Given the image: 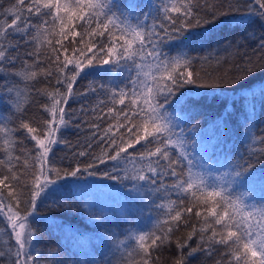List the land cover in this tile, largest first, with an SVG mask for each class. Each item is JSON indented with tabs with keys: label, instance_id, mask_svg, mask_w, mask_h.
Instances as JSON below:
<instances>
[{
	"label": "snow or ice",
	"instance_id": "obj_1",
	"mask_svg": "<svg viewBox=\"0 0 264 264\" xmlns=\"http://www.w3.org/2000/svg\"><path fill=\"white\" fill-rule=\"evenodd\" d=\"M4 2L0 0V103L6 105L0 111V218L6 221L10 241L6 250L0 249V264H45L52 258V264H69L59 251L46 255L38 248L34 227L38 205L51 198L53 208L70 210L66 199L54 198L68 190L60 182L97 175L127 181L133 193L167 200L156 205L164 210L163 219L152 230L130 232L116 242L120 264H159L156 253L173 244L177 258L171 264H189L220 249L216 264H264V195L257 196L249 186L255 180L251 158L243 164L228 161L229 171L222 176L195 172L197 162L180 123L197 119L202 98L228 84L243 88L242 82L256 70L251 59L238 68V75L222 80L206 81L188 70L192 58L184 49L211 43L222 22L217 13L212 10L208 18L201 17V5L195 0H9L11 6L6 8ZM248 7L247 14L231 19L264 27V0H252ZM202 25L201 31L193 30ZM227 47H232L231 42ZM258 47L264 50V38ZM173 51L175 55L170 54ZM102 65L127 74V83L120 82L123 87L99 86L111 106L101 100L94 107L82 105L79 114L66 111L77 96L96 94L95 87L76 93L74 85L82 74H91L86 70ZM52 79V90L37 87L41 80L51 83ZM186 85L194 87L180 92ZM33 93L51 101L41 105L48 116L42 125L28 118L24 107ZM89 116L91 120L85 119ZM251 119L246 116V122ZM82 126L90 139L85 150H78V145L62 139L61 131ZM198 126L191 123V130ZM248 135L252 143L264 144L254 125H248ZM58 144L72 149L75 163L62 168L50 162ZM93 144L102 148L99 155L91 151ZM252 156L264 159V149ZM79 157L88 158L87 162L81 163ZM109 162H114L110 169L98 172ZM260 181L264 182V172ZM232 185L249 191L233 195ZM173 194L176 199H171ZM193 219L199 227L191 223ZM182 228L190 230L173 240Z\"/></svg>",
	"mask_w": 264,
	"mask_h": 264
},
{
	"label": "trees",
	"instance_id": "obj_2",
	"mask_svg": "<svg viewBox=\"0 0 264 264\" xmlns=\"http://www.w3.org/2000/svg\"><path fill=\"white\" fill-rule=\"evenodd\" d=\"M139 2L159 3L160 0H139ZM195 2L201 5V17L208 18V13L214 10L222 22L217 24L211 43L184 49L192 58V65L188 70L194 74L198 73L206 81L222 80L238 75V68L246 66L245 62L249 59L255 64L256 70L247 81L242 82L243 88L228 84L224 90L217 89L212 95L202 98L198 117L191 122L199 125L195 131L191 130V123L180 122L189 140L188 151L193 154L197 162L193 170L203 171L206 174L210 172L212 177H218L229 171L226 167L228 161L233 164H243L251 158L254 164L255 180L250 182L249 186L255 188L257 196L264 195V182L260 181L261 173L264 172V159L257 161L252 156L253 152L264 149V144L252 143L248 135V125H254L256 137L264 136V94H262L264 50L258 47L259 40L264 38V27L259 23H249L239 18L231 19L233 16L240 17L247 14L252 0H195ZM9 6H11L9 0H5L3 7ZM224 13L228 15L225 16ZM203 27L202 25L201 28L193 30L201 31ZM229 42L232 44L230 48L227 47ZM165 51H168V48ZM170 54L176 53L173 51ZM109 69V65H102L86 70L91 74L86 76L82 74L81 78H78L74 85V92L82 93L88 91L90 87H95L96 94L88 92L86 97L77 96L76 99L69 101L66 111L75 110L79 114L82 105L94 107L101 100L107 104L108 96L100 90L99 86L104 85L105 89H109L116 87L117 84L123 87L124 85L120 83L122 80L127 83L126 73L112 72ZM53 85H55L54 79L51 83L41 80L37 87L52 90ZM193 87V85H186L179 91L187 92ZM50 103L46 96L31 94L24 104L28 118L33 122L39 121L42 125L48 116L41 105ZM107 106L111 105L107 104ZM119 107L121 106L117 105V108ZM5 110L6 105L0 103V111ZM179 115L183 116L184 113ZM225 116L228 117L226 131L223 127ZM246 116L252 119L246 122ZM85 119L91 120L92 117H85ZM104 126L106 124L102 125ZM61 136L71 145H78V150H85L86 142L90 139V133L83 126L80 130L75 127L62 129ZM25 144L28 148L32 147L30 141H25ZM136 147L140 148L139 145ZM140 150L143 151V149ZM91 151L99 155L102 148L93 144ZM78 159L84 163L88 158L79 157ZM50 162L56 167L66 168L76 161L72 156V149L64 144H58L54 148V155L50 156ZM113 163L100 165L98 172L110 169ZM208 165L212 167L209 168ZM127 167L131 169L132 165L127 164ZM60 183H66L68 190L58 193L54 198L60 202L66 199L72 206L71 209L53 208L50 198L38 205L34 227L38 229V248L46 255L59 251L61 258H69V264H88L86 260L90 253L87 249L95 245L97 248L94 250L100 254L101 239L105 241L104 245L108 249L117 252L118 255L116 242L124 241L130 232L135 231L133 229L138 224L142 225L143 231H149L156 226L158 220L163 219L164 210L157 208L156 205L166 203V198L155 200L156 194L133 193L130 191L131 184L127 181L109 180L102 175H97L80 181L69 177ZM231 187L233 195H243L249 191L247 187L238 185ZM171 199H176L174 194ZM154 200L155 203H153ZM185 203L187 204L188 201L186 200ZM191 223L197 224L195 219ZM199 226L197 224V227ZM188 230L190 229L182 228L181 232L173 236V240L177 236L186 235ZM9 241L6 221L0 218V249L6 250ZM222 252L223 249H220L211 257L201 255L198 259L190 260L189 264H216ZM156 255L160 257L159 264H171L172 260L177 258V249L173 244L163 248ZM54 260L55 258L45 261V264H52ZM114 264H120V258Z\"/></svg>",
	"mask_w": 264,
	"mask_h": 264
},
{
	"label": "rangeland",
	"instance_id": "obj_3",
	"mask_svg": "<svg viewBox=\"0 0 264 264\" xmlns=\"http://www.w3.org/2000/svg\"><path fill=\"white\" fill-rule=\"evenodd\" d=\"M141 227H142V225L138 224L135 227V229H133V230H135L136 232L143 231L141 229ZM135 231H133L131 233H136ZM84 245L88 246V244H84ZM100 246H101V248H100V254L101 255L94 250L95 248H97L95 245L92 246V248H88L87 249L88 252L90 253L88 259L86 260L88 264H90V262L93 261V260H101V259H110L112 261V264H114L115 261L120 258V254L119 253L117 255V252L108 249L104 244L103 245L101 244Z\"/></svg>",
	"mask_w": 264,
	"mask_h": 264
}]
</instances>
